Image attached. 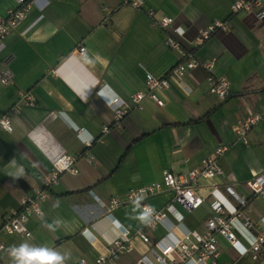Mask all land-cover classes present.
<instances>
[{"label": "crops", "instance_id": "1", "mask_svg": "<svg viewBox=\"0 0 264 264\" xmlns=\"http://www.w3.org/2000/svg\"><path fill=\"white\" fill-rule=\"evenodd\" d=\"M233 1L144 0L136 9L127 0H37L0 39V67L13 74L9 84L0 83V118L8 113L12 125V131L0 127V224L19 208L23 196L43 184L58 156H74L78 169L77 174L62 173L51 186L50 196L41 202L43 215L27 221L29 237L0 233V264H12L7 249L20 243L66 254L65 264L79 258L95 264L119 227L130 232L131 250L109 264H137L143 256L151 258L150 243L203 231L213 214L211 188L231 206L238 203L227 187L246 198L240 210L255 225L251 233L264 231V197L252 195L246 185L264 175V121L250 130L246 145L233 130L248 110L264 109V21L251 13L231 15ZM17 6V0H0V16ZM149 10L154 11L151 17ZM161 17L173 21L162 27ZM215 21L228 28L197 45L200 31ZM169 38L177 47L167 44ZM80 46L85 47L82 54ZM188 58L213 61L212 73L230 81V96L220 100L211 95L207 72L197 67L181 83L169 77V87L155 91L162 106L146 97L140 109L132 107L130 97L146 91L148 74L165 77ZM100 90L107 101L99 97ZM21 91L31 93L35 105L13 111ZM111 97L130 106L119 126ZM220 144L229 146L219 160L223 175L199 179L196 191L205 197L200 207L186 210L170 190L145 199L166 213L163 222L147 231L149 243L136 235L144 212L135 203L107 215L111 197L156 182L166 170L186 173ZM56 201L59 207L54 208ZM169 204L174 212L165 209ZM54 219L62 223L51 231L44 224ZM238 238L248 245L247 238ZM216 240L219 264H264V256L256 261L249 254L239 256L224 237L217 234Z\"/></svg>", "mask_w": 264, "mask_h": 264}, {"label": "built area", "instance_id": "2", "mask_svg": "<svg viewBox=\"0 0 264 264\" xmlns=\"http://www.w3.org/2000/svg\"><path fill=\"white\" fill-rule=\"evenodd\" d=\"M37 0H17L18 6L9 9L6 17L0 16V39H3L19 21L23 20L30 9L35 6ZM127 3L136 9H140L144 0H127ZM230 14L239 12L251 13L254 18L264 21V0H234L229 5ZM151 17L153 10L148 11ZM172 18L161 17L159 25L164 27L172 22ZM226 22L215 21L206 29L200 31L195 40L197 45L210 38L217 30H226ZM167 44L175 48L177 43L169 38ZM85 51L84 46L78 48V53ZM213 61L199 63L193 58H188L183 62L176 64L165 77H155L148 74L145 79L146 91L133 93L130 97L132 107L141 108V101L149 98L158 106L163 105L159 99L156 90L169 87V77L180 81L186 73L197 67H201L207 72L206 85L208 92L220 100H225L230 96V81L225 76H216L212 73ZM13 79L11 70L7 67H0V83L9 84ZM35 97L29 93L21 91L18 94V101L12 106L11 110L17 111L22 105L34 106ZM109 105L114 112L115 124L119 126L123 115L130 106H126L123 101L117 97H111ZM264 121V109L258 111L248 110L246 115L239 119L233 126L237 140L244 145L248 143V133L259 122ZM0 127L6 131H12L9 114L6 113L0 118ZM107 127H104L106 130ZM228 145H218L209 155L201 160L199 165L186 173L174 174L171 171H164L160 180L151 184L130 188L123 197L114 196L108 202V216L111 211L117 207L135 203L143 212H150L149 222L144 223L143 227L136 231L140 239L149 243L150 238L148 230L154 229L157 223L166 219V213L163 209L156 210L149 206L145 199L160 193L164 190H170L174 193V199L184 206L188 211L195 210L202 205L205 197L196 191L199 179H212L223 175V169L219 163L220 158L228 150ZM68 172L77 174L78 169L75 166V157L69 154L58 156L52 163V169L47 175L43 184L34 187L29 195L23 196L19 201V208L12 211L9 215L3 217L0 224L1 234H16L20 237H29L30 232L26 226L27 221L33 215L42 216L41 202L50 196V188L57 183L62 173ZM252 195L264 197V175H259L246 183ZM227 192L233 195L238 205L231 206L220 196L217 188H211L209 196V206L213 212L212 216L204 222L202 232L185 231L182 238L167 240L162 237L150 243L148 256H143L137 260V264H219L217 257L219 255L216 235L224 237L239 256L249 254L253 260H258L264 256V231L251 233L254 228L253 221L245 216L240 210L247 204V199L239 197L234 193L231 187L226 188ZM169 212H174L171 204L165 208ZM176 212L174 213V215ZM181 215L176 214V219L180 221ZM238 234L247 238L248 245L245 246L238 238ZM130 232L124 227H119V235L111 240L105 248V253L101 254L95 264H109L111 260L117 259L120 255L131 250ZM2 245H0V249ZM76 264H88L84 259H77Z\"/></svg>", "mask_w": 264, "mask_h": 264}, {"label": "clouds", "instance_id": "3", "mask_svg": "<svg viewBox=\"0 0 264 264\" xmlns=\"http://www.w3.org/2000/svg\"><path fill=\"white\" fill-rule=\"evenodd\" d=\"M85 60L88 63L92 61L85 55ZM99 97L106 98L108 100L107 93L104 90L98 92ZM59 201H56L53 205L54 208L59 207ZM43 215V213H41ZM150 212L146 211L139 217L141 222H149ZM59 219H54L52 223H45L44 226L51 231L61 225ZM8 255L11 257L12 264H65L68 258L66 254H63L54 249H50L44 246H36L28 243H20L19 245H11L7 249Z\"/></svg>", "mask_w": 264, "mask_h": 264}]
</instances>
